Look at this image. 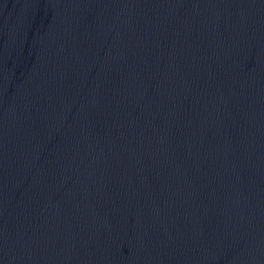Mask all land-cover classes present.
I'll return each instance as SVG.
<instances>
[{
	"label": "water",
	"instance_id": "obj_1",
	"mask_svg": "<svg viewBox=\"0 0 264 264\" xmlns=\"http://www.w3.org/2000/svg\"><path fill=\"white\" fill-rule=\"evenodd\" d=\"M0 264H264V0H0Z\"/></svg>",
	"mask_w": 264,
	"mask_h": 264
}]
</instances>
